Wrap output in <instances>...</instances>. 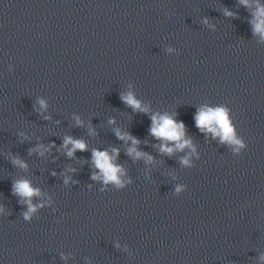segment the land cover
I'll return each mask as SVG.
<instances>
[{
	"label": "clouds",
	"instance_id": "clouds-1",
	"mask_svg": "<svg viewBox=\"0 0 264 264\" xmlns=\"http://www.w3.org/2000/svg\"><path fill=\"white\" fill-rule=\"evenodd\" d=\"M242 3L247 4V0H241ZM227 15H231V13H226ZM256 21L255 23V31L260 33L262 37H264V7L258 6V11L256 13ZM122 100L132 107L134 110L147 112V108H143L140 102L135 98L132 93H128L125 96L121 97ZM43 104V102H41ZM152 125L150 128V133L155 138L163 141L160 146V150L162 152L172 154L174 151L183 150L186 147H191V141L184 138L185 136V125L183 122L177 123L171 116L165 115H153L151 117ZM196 126L202 131L210 132L213 136H219L221 138V142H229L233 144L240 145L241 142L236 139L234 135V129L230 124V120L228 117V111L225 108L217 107V108H201L195 116ZM117 136L120 139H131L133 147L128 149L129 155H135L136 157H140L145 155L144 153L138 152L135 148V145L139 143V140L130 136V135H121L119 131H117ZM167 142H173L174 147H169ZM71 144L72 148L68 150V155L72 156L76 150H86V144L82 140H73L71 137H68L64 141V146ZM194 151V149H193ZM114 154H118V150L113 149ZM93 163L96 168L100 170V175H94L93 179H103L105 183L113 182L117 185L121 184L120 174H122L123 169L114 164L113 161L115 159V155L110 156L108 152L104 151H93ZM151 160V157H148ZM16 163H20L21 167H26V165L22 164L20 161H16ZM182 163L187 165L189 163L187 158L182 159ZM177 191H180L177 188ZM14 193L18 194L27 199L29 204V211L25 213V218L35 211V206L31 204V198L33 196H39V189H34L30 182L27 180L17 181L14 185Z\"/></svg>",
	"mask_w": 264,
	"mask_h": 264
}]
</instances>
